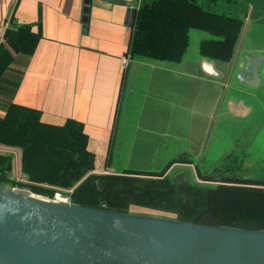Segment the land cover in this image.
Masks as SVG:
<instances>
[{
  "label": "crops",
  "instance_id": "crops-1",
  "mask_svg": "<svg viewBox=\"0 0 264 264\" xmlns=\"http://www.w3.org/2000/svg\"><path fill=\"white\" fill-rule=\"evenodd\" d=\"M141 1L0 0V113L13 103L39 111L45 123L81 122L95 157L93 174L175 176L190 165L180 157L194 164L189 154L212 145L231 123L242 124L253 112L246 98L253 87L237 85V75L246 56L264 54V42L253 44L245 35L247 24L264 22V12L245 19L229 62L200 52L186 57L188 49L179 61L159 60L129 52L135 23L130 7L137 12ZM20 26L29 27L12 31L19 35L9 43L6 31ZM259 72L263 82L264 61ZM233 83L248 96L225 95L224 86ZM2 147L1 153L13 155L9 176L26 181L18 149Z\"/></svg>",
  "mask_w": 264,
  "mask_h": 264
},
{
  "label": "trees",
  "instance_id": "trees-1",
  "mask_svg": "<svg viewBox=\"0 0 264 264\" xmlns=\"http://www.w3.org/2000/svg\"><path fill=\"white\" fill-rule=\"evenodd\" d=\"M236 3V0H225ZM218 0H142L136 12L130 55L179 61L190 43L192 28L213 37L199 42L203 57L231 61L244 24L240 15L217 13L211 4ZM6 31L10 43L23 29ZM11 39V40H10ZM16 51L23 49L14 43ZM34 46V42H32ZM0 113V143L17 148L24 182L15 180L13 155L0 152V184L4 182L52 196L44 184L73 188V202L122 212L140 209L190 223L264 229V179H246L237 172L243 167L235 152L227 154L212 174L198 170L203 182H183L174 175L125 170L124 174H93L94 153L87 147L88 136L81 122L67 119L56 125L40 120V112L10 104ZM180 162L191 160L182 156ZM198 167V166H197ZM215 172V173H214ZM103 178L100 191L96 180Z\"/></svg>",
  "mask_w": 264,
  "mask_h": 264
},
{
  "label": "water",
  "instance_id": "water-1",
  "mask_svg": "<svg viewBox=\"0 0 264 264\" xmlns=\"http://www.w3.org/2000/svg\"><path fill=\"white\" fill-rule=\"evenodd\" d=\"M263 61L264 54L246 56L241 84H260ZM175 178L183 182L185 173ZM96 185L103 191L106 182L98 178ZM0 264H264V229L62 203L0 187Z\"/></svg>",
  "mask_w": 264,
  "mask_h": 264
},
{
  "label": "rangeland",
  "instance_id": "rangeland-1",
  "mask_svg": "<svg viewBox=\"0 0 264 264\" xmlns=\"http://www.w3.org/2000/svg\"><path fill=\"white\" fill-rule=\"evenodd\" d=\"M249 0H236V3L232 1L218 0L217 3L211 4V9L216 11L217 13H223L227 15L235 16L240 15L245 19H254L259 17L264 12V0H250L251 6L248 4ZM251 8L250 15H248V9ZM240 10V12H239ZM246 32V40L251 41L253 44L258 43L260 41L264 42V22L255 21L251 23ZM244 25V24H243ZM213 35L205 30L192 28L190 30V43L188 46V51L186 53V57H192V55H198V44L203 38H210ZM245 38H243V41ZM232 64L228 65L231 66ZM226 66V65H224ZM226 83V81H224ZM236 83V82H235ZM235 83H233V88L224 86L225 95H240L244 94L241 92H237L235 88ZM237 85H242L240 81H238ZM232 86V85H231ZM253 93H250L249 96L244 94L247 98V102L253 105L254 109L248 119L244 120L242 124L235 125L231 123V128L228 130V127L225 128L223 137H215V140L212 145H205L204 148H198L196 151L189 154L194 161V164L189 166H183L180 170L185 171L188 175V179L190 181H198L203 182L201 177H199L198 170H200L203 174H212L213 167L216 164H220L223 158L232 151L242 159L243 167L237 172L238 176L246 179H264V79L261 84L257 87L253 88ZM225 112V111H224ZM227 117L230 115L226 114ZM45 121L52 123H62L64 120H50L46 117ZM3 145L0 143V147ZM5 146V145H4ZM7 147V146H5ZM199 147V146H195ZM9 149V147H8ZM10 152V151H9ZM5 153V152H3ZM198 166V167H197ZM175 173V172H174ZM215 173V172H214ZM121 174V173H118ZM11 177V176H10ZM24 181V180H22ZM24 182H31L26 179ZM48 186V184H44ZM0 187L16 191L22 192L25 194L36 195L40 197H47V195L39 194L32 191L29 187H19L17 185H12L11 183L4 182L0 184ZM52 188L53 186H48ZM53 189V188H52ZM74 190V189H73ZM71 192V198L73 200ZM80 205H84L81 203H77ZM90 207H96L92 205H84ZM102 208V207H96ZM139 212V213H147ZM156 215H162L157 213H151ZM165 216V215H164ZM264 221V220H262ZM204 224V223H201ZM208 225V224H206ZM210 225V224H209ZM219 226V225H216Z\"/></svg>",
  "mask_w": 264,
  "mask_h": 264
},
{
  "label": "built area",
  "instance_id": "built-area-1",
  "mask_svg": "<svg viewBox=\"0 0 264 264\" xmlns=\"http://www.w3.org/2000/svg\"><path fill=\"white\" fill-rule=\"evenodd\" d=\"M53 188V195L47 196L44 198L56 201V202H62V203H74L71 198V188H63V187H52Z\"/></svg>",
  "mask_w": 264,
  "mask_h": 264
}]
</instances>
